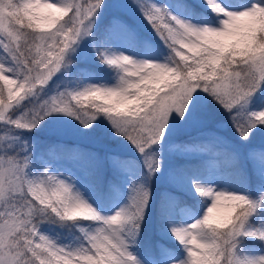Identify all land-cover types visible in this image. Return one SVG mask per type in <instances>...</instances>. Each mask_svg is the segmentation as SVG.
Segmentation results:
<instances>
[{
	"label": "snow or ice",
	"instance_id": "1",
	"mask_svg": "<svg viewBox=\"0 0 264 264\" xmlns=\"http://www.w3.org/2000/svg\"><path fill=\"white\" fill-rule=\"evenodd\" d=\"M109 4L113 14L98 34V20ZM171 5L156 0H0V264H142L131 246L142 238L152 185L162 174L160 149L173 126L187 122L207 98L229 114L242 141L264 126V0H171ZM129 12L143 16L167 55L158 56L149 41H143L147 59L116 47L141 43ZM89 41V51L78 52ZM89 60L115 69V83L80 86L84 77L96 78L95 72L86 65L75 74L71 70ZM58 74L76 86L60 90L57 84L48 94ZM53 113L74 117L82 131L106 121L112 136L139 152L145 171L130 172L126 203L105 213L44 156L37 165L35 145L21 133L37 129ZM222 143L223 137L215 135L207 142L171 147L213 151L238 164L239 153L217 147ZM100 155L80 146L56 145L47 151L49 158L79 165L89 176L98 174ZM247 155L264 175V148ZM108 159L130 171L118 154L110 152ZM219 163L213 160L209 167ZM168 179L204 200L193 201L194 210L180 223L176 195H162L161 206L170 211L164 213L166 239L156 247L154 264H264V254H242L245 238L264 242V228L250 221L255 209L264 206V191L253 199L217 189L199 171H172ZM66 221L90 222L72 245L41 228L45 222Z\"/></svg>",
	"mask_w": 264,
	"mask_h": 264
},
{
	"label": "rangeland",
	"instance_id": "2",
	"mask_svg": "<svg viewBox=\"0 0 264 264\" xmlns=\"http://www.w3.org/2000/svg\"><path fill=\"white\" fill-rule=\"evenodd\" d=\"M158 4H165L171 7V0H156ZM113 14V5L109 4L108 9L104 12V14L99 18L98 25L101 20L108 18V23L110 21V17ZM127 19L131 24L134 25L136 30L138 31L140 41L144 38L143 41H149L152 45V49L158 56H163L168 54V50L164 47V45L159 41V39L155 36V33L147 26L146 21H144L143 16H141L138 12H129L127 14ZM99 30V28H98ZM146 38V40H145ZM86 41L89 38H85ZM143 41L141 43V47L139 50H134V48H127L123 43H118L116 45L122 51L127 52L130 55H136L137 58H150L145 56L144 53L146 51ZM140 44V43H139ZM90 49V41L82 42V47L78 49V52L83 54L84 52L89 51ZM187 51V50H185ZM102 64L98 60H89V61H81L77 63L74 68L71 70V74H75L82 65H86L90 70L94 71L92 64ZM96 74V78H87L84 77L80 86L83 83H115L117 78L116 70L109 71L108 74H103L99 71H94ZM63 77L59 74L57 77L53 78V82H50V86L48 88V94L54 93L57 88L56 85L59 84V89L63 90L65 87H75L76 81L72 80L70 82H62ZM85 106L88 105L87 101L83 102ZM222 115V116H221ZM227 117V118H226ZM99 119L103 120V117H99ZM106 121L101 124H96L95 127L91 131H82L79 122L74 118L67 116L63 113H53L47 117L43 121H41L40 125L37 129L32 132H22L21 136L23 139L31 141L36 148L35 156L37 157V165L41 163L40 157L43 156L39 154L37 151L39 149V141L41 138H46L47 136L57 137L66 141L73 142H81L84 144L91 145H99L102 148L103 159L105 162V170L102 174L97 175V179L99 183L104 182V177H108L107 170H113L112 172L116 174L117 178L120 179L118 184V192L116 195H111L112 192L105 193L102 199V193L99 191L98 186L95 182L88 180L82 176L81 171L77 169H72L68 164L69 162L63 161L61 165L56 162L49 161V166L56 171L63 173L65 176H69L72 178V183L78 188L85 198L91 203L94 207H97L99 210L104 211L105 213H110L114 210V207H119L120 205L127 202V197L129 195V184L131 183V173H134L133 163H137L139 166H143V160L140 157L139 152L127 141L121 143L122 138H117L112 136L108 129L105 127ZM190 135V136H189ZM215 135L222 136L224 139V143L228 147H234V150L239 153V158L243 159L244 162L249 164L251 170L259 175L262 180L261 185L254 191V194H251L249 190L243 185L231 183L226 180H222L218 171V168H210V175L206 177L207 183L214 184L217 189H227L244 192L249 195L250 198H258V195L261 191H264V175L261 174L260 166L256 161L250 160L248 158L247 153L252 149H261L264 148V126L260 127L259 131H255L251 138L248 141H242L240 137L236 134L235 129L231 126V121L229 119V114L225 112L219 105L215 104L210 98L204 99L201 101L200 108L193 113V115L189 118L187 122H180L173 126V130L168 133L167 140L163 144V148L160 149V155L163 161L162 174L158 175L154 179V183L152 185L153 197L150 200V205L154 203V200H157L158 192H169L170 189H176L180 192L188 195L194 196L192 192L186 190L181 187L179 184H173L169 181L168 176L172 171H177L173 168L174 161L178 159H201L208 163L209 165L213 160H215V155L213 151L200 152H184L178 149H173L172 145H183L190 144L194 142H207L214 138ZM188 138H191L192 141H189ZM181 140V141H180ZM103 141V142H102ZM116 153L119 155L120 159L127 164L126 170L122 167H116L112 164V162L108 159L109 153ZM46 159V158H45ZM145 170V169H144ZM179 172V171H178ZM106 173V175H104ZM102 187V185H101ZM197 197V196H195ZM176 210L179 215V220L177 222H184L189 218V210H194V207L187 203H182L176 207ZM222 211V210H221ZM256 215V224H252L253 227L256 228H264V206H259L255 209ZM219 213L214 211V216H218ZM147 235L151 237L150 246H146L145 248L140 247V243L133 244L131 246L132 251L135 255L142 261V264H154V257L156 256V247L160 244V242L166 239L164 232L161 229L160 224L158 228H155L156 222L153 220L154 224L151 222L150 214L147 215ZM90 222L88 221H71V224L74 226V230L72 232H68L66 234L58 233L56 229H54L51 223L45 222L41 225L43 231H46L49 235L57 236L58 242L61 244L72 245L75 243L76 238L81 237L82 233L80 232V228H87ZM251 239H256L254 237H249ZM140 238H138L139 240ZM140 242V241H139ZM243 254L250 256H257L264 254V242H261L260 245H257L253 249L244 251ZM162 264V262H161Z\"/></svg>",
	"mask_w": 264,
	"mask_h": 264
},
{
	"label": "trees",
	"instance_id": "3",
	"mask_svg": "<svg viewBox=\"0 0 264 264\" xmlns=\"http://www.w3.org/2000/svg\"><path fill=\"white\" fill-rule=\"evenodd\" d=\"M108 24V18H105L103 20H101L100 24H99V30L98 28L96 29L98 34H102L104 31V28L106 27V25ZM144 40V38L141 40ZM146 40V38H145ZM141 43L138 44L134 49L135 50H139V48L141 47ZM94 71H99L103 74H108L110 73L109 71H114V69L109 68L107 65L104 64H97L94 63L92 64ZM222 116V115H221ZM227 118V117H226ZM190 136V135H189ZM189 141H192L191 138H188ZM181 141V140H180ZM205 141V140H204ZM203 141V142H204ZM39 149H38V153L43 155L44 158L48 159L49 161L52 162H56L59 163L60 165L62 163H65L63 161H57L54 159H51L47 156V151L50 147L56 146V145H64L67 148H72L75 146H80L84 149H92L95 151H98L101 155H100V159L102 161V166L99 169V172L97 175L102 174L106 168L105 166V162L102 157L103 152H102V148L101 146L97 145H91V144H84L81 142H73V141H66L57 137H53V136H47L46 138H41V140L39 141ZM217 147L219 148H227L231 151H235L234 147L232 146H227L226 144H220ZM219 160V167H218V171L220 173V177L222 180H227L231 183H236V184H240L243 185L247 188V190H249V192L251 194H254L255 190L261 185L262 180L260 179L259 175L255 174L251 168L249 167V164L247 162H244L243 159L239 158V163L236 165H232L228 162L227 158L225 156H220V157H216L215 156V160ZM72 169H77L79 171H81L82 176L88 180H91L93 182H95L98 186L99 191H101L102 193V199H103V195L105 193H109L112 192L111 195H116L118 192V184L120 182V179L117 178L116 174H114L112 171L110 170V172H108L107 170V176L108 177H104V182L101 184L99 183L98 179L96 178L97 175L95 176H89L86 173V170L83 169L82 167H80L79 165H75L72 163L68 164ZM173 168L177 171H182L185 172L189 175H191L193 172H202L204 174V177L209 176L211 170L209 167L208 163H205V161L201 160V159H178L174 161V166ZM133 170L135 174H138L141 171H145L144 168H142V166H139L137 163H133ZM106 173L104 175H106ZM102 185V187H101ZM115 186V187H114ZM152 191H154L152 189ZM169 192H172L176 195L177 198V204L176 207L179 206L182 203H187L190 204L191 206L194 207L193 205V201L196 200H200L203 201L204 198L202 197H195V196H188L182 192H180L179 190L176 189H170ZM164 194V192H158V197L157 200H154L155 202L152 203V205H150L149 209L146 210V214H145V220L144 222H142L141 224V229H142V238L139 239V243H140V247L141 248H145L146 246H150L151 242V237L147 235V215L150 214L151 217V222L154 224L153 220L156 222V226L155 228H158L160 226V224L164 221V213L167 211H170L169 209H163L161 206V197ZM175 207V219L179 220V215L178 212L176 210ZM256 215H257V211L255 213V211L253 212L252 216L250 217V221L252 224H256L257 220H256ZM49 223V222H48ZM67 225H72L71 221H66L63 224H54L53 228L56 229L58 231V233L61 234H66L67 231L68 232H72L75 231L74 230V226L72 225V227H68ZM261 241L257 240V239H251V238H245L244 240V246L242 248V254L244 253V251L246 250H250L253 249L254 247H256L257 245H260ZM152 246V245H151ZM150 246V248H152Z\"/></svg>",
	"mask_w": 264,
	"mask_h": 264
}]
</instances>
